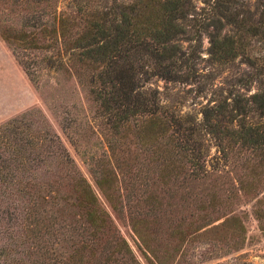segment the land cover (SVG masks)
<instances>
[{
    "label": "trees",
    "instance_id": "obj_1",
    "mask_svg": "<svg viewBox=\"0 0 264 264\" xmlns=\"http://www.w3.org/2000/svg\"><path fill=\"white\" fill-rule=\"evenodd\" d=\"M106 1L0 0L10 5L0 37L28 79L40 68L72 75L106 146L78 165L38 110L0 124V264H142L112 218L122 211L148 264H171L200 238L242 245L235 214L212 224L235 196L213 173L245 169L237 188L247 191L264 167V126L252 119H264V0L256 17L245 0L206 2L210 58L240 57L255 90L207 102L199 119L160 104L147 85L194 78L199 45H181L191 0ZM34 55L43 66L26 61ZM94 131L86 125V136ZM205 134L217 147L213 166ZM255 216L264 233V201Z\"/></svg>",
    "mask_w": 264,
    "mask_h": 264
},
{
    "label": "rangeland",
    "instance_id": "obj_2",
    "mask_svg": "<svg viewBox=\"0 0 264 264\" xmlns=\"http://www.w3.org/2000/svg\"><path fill=\"white\" fill-rule=\"evenodd\" d=\"M67 1L60 0V8H63ZM207 1L191 0L192 11L187 14L184 20L185 28L190 31L185 34L184 38L186 39L181 40V45L184 48L188 42L199 45L195 59L196 72L192 81L180 83L152 78L147 83L148 86L157 88L160 104L166 105L181 114H192L196 119L200 118L201 106L207 102L211 105L222 96H229L227 98L229 100L230 96L236 93L244 92L245 95H248L255 90L254 83H249L246 80L247 66L240 57L223 63H216L210 58L208 31L211 30V27L203 28L204 21L208 20L206 19ZM259 1L245 0L247 8L253 12V17L257 16ZM7 7L10 5L0 3V9H7ZM16 15L17 13L9 16V18L14 22ZM1 18L4 16L1 15ZM224 31H227V27ZM187 38L191 40L189 41ZM39 60L34 55L26 61L29 64L33 62V66L36 68V65L37 67L43 66ZM31 78L30 81L17 63L10 45L0 37V124L23 111L38 110L40 116L50 126V130L59 136L62 144L78 165H81L80 160L87 157L89 153L99 154L102 149L106 148L91 118V105L72 75L40 68L39 71L33 72ZM252 119L264 126V119H258L257 116H253ZM62 120L68 122L69 129H62ZM86 125L96 131L94 132L97 139L94 134L86 136ZM71 137L77 139V145L73 148L68 141ZM205 139L209 147L206 162L213 166L214 161L211 157L216 153L217 147L208 134H205ZM82 151L85 155L82 154ZM243 157L244 155H241L239 159ZM244 172L245 169L243 168H230L224 164L223 168L213 173L216 177L220 174L223 175L214 183L222 184L225 188L234 186L232 190H234L235 196L231 202L229 201V206H225L218 213H214L220 217L214 220L212 224L221 221L223 216L235 214L245 228L242 245L233 249L232 240L225 239L208 245L209 239H196L183 248V254L177 252L171 264H264V233L258 229V221L255 216V211L263 208L264 167L260 169V174L257 175L259 180L253 181L252 186L247 191L237 188L238 181L242 179ZM248 179L251 177L248 176ZM255 179L256 177H254ZM199 190L207 191V186L196 184L194 192L198 193ZM101 201L103 206L110 211L102 198ZM192 209L194 214L200 213L193 206ZM111 215L119 232L132 246L141 263L148 264L141 251L142 248L131 231L126 212L122 211L118 214L111 212ZM176 219L178 218L172 217V221Z\"/></svg>",
    "mask_w": 264,
    "mask_h": 264
}]
</instances>
